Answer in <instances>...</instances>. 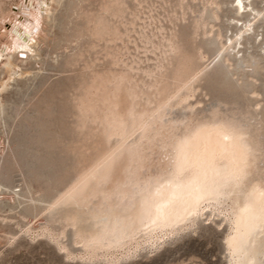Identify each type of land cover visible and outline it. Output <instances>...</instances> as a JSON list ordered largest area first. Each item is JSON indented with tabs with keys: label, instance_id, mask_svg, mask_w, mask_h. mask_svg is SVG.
I'll list each match as a JSON object with an SVG mask.
<instances>
[{
	"label": "bare ground",
	"instance_id": "obj_1",
	"mask_svg": "<svg viewBox=\"0 0 264 264\" xmlns=\"http://www.w3.org/2000/svg\"><path fill=\"white\" fill-rule=\"evenodd\" d=\"M61 1L33 0L37 7L30 10L27 20L21 21V13L14 6L24 0H0V66L5 68V75L0 78V93L16 75L27 72L20 63L30 57L37 58L40 49L53 38L48 22ZM104 2H67L65 30L59 44L64 50L60 54V70L67 74L49 107L56 122V131L47 152L53 174L28 190L26 196L33 203L22 214L27 220L23 230L29 232L32 238L46 237L53 241L68 259L118 264L144 248L161 247L204 221L221 229L222 257L225 264H230L224 243L229 235V225L218 209L213 211L209 208L202 211L199 217L187 219L173 214L167 225L161 223L157 226L143 214L140 197H133L135 189L130 181L129 187L124 189L127 198H121L117 193L111 200H106L105 193L125 183L124 167L117 169L110 185H98L90 191L81 205L52 208L78 172L107 147L103 119L111 104L115 103L110 96L113 88L105 79L94 81L93 73L110 67L109 62L99 54L112 46L93 38L94 25L91 23ZM223 5V0H187L184 10L172 9L174 15L169 17L165 33L157 41L161 50L155 55L142 56L135 69L115 70L127 71L132 79V83L122 86L119 94L121 114L132 106L131 89H135L136 94H142L136 101L139 105L137 111L145 109L148 102L159 106L179 93L186 103L168 112L171 119L185 118L211 125L218 119L250 114L256 122L258 134L259 121L264 118V91L257 87L256 74L264 70V49L255 55L250 49L243 52L241 47L244 35L253 31L255 21L264 18V5L258 6L252 0H241L238 5L236 0H231V19L237 25L232 33L216 27ZM17 21H21V29H36L23 47H20L21 40L13 34L11 27ZM172 27L181 37L183 54L166 58L163 54L167 47L164 41L171 35ZM66 47L68 50H65ZM97 59L101 63H95ZM158 66L164 69L163 73L157 71ZM197 71L202 75L190 84L191 75ZM146 73L156 75L149 77ZM106 100L108 104H105ZM257 104L261 105L260 109L256 108ZM216 139L215 133H212L210 147L215 146ZM4 147L5 142L0 137V153ZM147 155L150 158L144 165V171L136 174V179L141 181L161 174L164 166L162 156ZM109 208L111 210L105 220L96 218V213Z\"/></svg>",
	"mask_w": 264,
	"mask_h": 264
},
{
	"label": "snow or ice",
	"instance_id": "obj_2",
	"mask_svg": "<svg viewBox=\"0 0 264 264\" xmlns=\"http://www.w3.org/2000/svg\"><path fill=\"white\" fill-rule=\"evenodd\" d=\"M240 2L236 0L238 5ZM14 7L23 21L37 5L33 0H24ZM186 7L187 0H105L99 6V14L91 21L92 36L112 46L99 54L110 67L93 73L94 81L105 79L113 88L110 96L115 103L103 119L107 147L78 172L52 208L81 205L90 191L98 185H110L117 169L124 167L125 183L105 193L106 200L117 193L127 198L124 189L130 181L135 189L133 197H140L143 214L157 226L167 225L173 214L187 219L199 217L209 208L218 209L229 225L224 243L230 264H264V118L259 121L258 134L250 114L218 119L211 125L185 118L171 119L168 112L186 103L179 93L159 106L148 102L145 109L137 111L136 101L142 94H136L135 89L129 90L132 106L123 114L119 111L122 86L132 83V79L127 71L115 70L135 69L142 56L159 52L157 41L165 33L169 17L174 15L172 9ZM21 21L11 27L23 47L36 29H21ZM164 43V57L183 54L175 27ZM157 71L163 73L164 69L158 66ZM201 75L202 72H194L189 83ZM108 103L106 100L105 104ZM212 133L217 139L215 146L210 147ZM148 153L162 156L164 166L161 174L141 181L136 174L144 171L150 158ZM110 210L96 213V218L105 220ZM72 223L76 225L75 218Z\"/></svg>",
	"mask_w": 264,
	"mask_h": 264
},
{
	"label": "rangeland",
	"instance_id": "obj_3",
	"mask_svg": "<svg viewBox=\"0 0 264 264\" xmlns=\"http://www.w3.org/2000/svg\"><path fill=\"white\" fill-rule=\"evenodd\" d=\"M223 1L216 27L232 33L237 25L231 19V0ZM252 1L264 5V0ZM67 2L62 0L50 16L51 41L40 49L37 58L20 63L27 72L16 75L0 93V137L5 142L0 153V264H108L68 259L53 241L46 237L32 238L23 230L27 220L22 214L33 203L26 196L28 190L53 174L47 152L56 122L49 107L67 74L60 70V54L64 50L59 46L65 30ZM249 49L255 55L264 49L263 17L255 21L252 32L244 35L241 50ZM262 56L264 64V53ZM4 75L5 68L1 65L0 78ZM256 79L258 89L264 91V70L256 74ZM12 195L14 199H10ZM178 236L161 247L144 248L118 264H224L222 233L214 223L200 221Z\"/></svg>",
	"mask_w": 264,
	"mask_h": 264
},
{
	"label": "water",
	"instance_id": "obj_4",
	"mask_svg": "<svg viewBox=\"0 0 264 264\" xmlns=\"http://www.w3.org/2000/svg\"><path fill=\"white\" fill-rule=\"evenodd\" d=\"M219 230H221V229H219ZM222 243V242H221ZM223 248V247H222ZM222 253V252H221ZM224 264H225V261H224Z\"/></svg>",
	"mask_w": 264,
	"mask_h": 264
}]
</instances>
